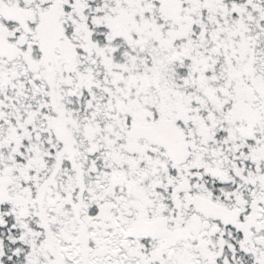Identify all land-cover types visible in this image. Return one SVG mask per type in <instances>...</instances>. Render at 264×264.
I'll return each instance as SVG.
<instances>
[{"label": "snow or ice", "instance_id": "1", "mask_svg": "<svg viewBox=\"0 0 264 264\" xmlns=\"http://www.w3.org/2000/svg\"><path fill=\"white\" fill-rule=\"evenodd\" d=\"M0 264H264V0H0Z\"/></svg>", "mask_w": 264, "mask_h": 264}]
</instances>
